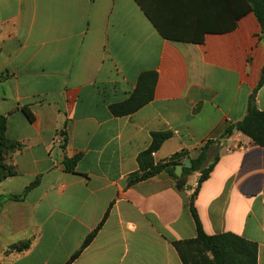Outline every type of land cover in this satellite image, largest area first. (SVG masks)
I'll list each match as a JSON object with an SVG mask.
<instances>
[{
    "label": "crops",
    "instance_id": "1",
    "mask_svg": "<svg viewBox=\"0 0 264 264\" xmlns=\"http://www.w3.org/2000/svg\"><path fill=\"white\" fill-rule=\"evenodd\" d=\"M260 35L248 0H0V116L20 146L0 182V264H66L95 229L70 264H182L172 243L196 237L198 173L183 191L165 173L128 183L158 132L155 166L213 142L202 229L255 243L264 264V148L226 135L259 82ZM144 72L152 100L112 115Z\"/></svg>",
    "mask_w": 264,
    "mask_h": 264
},
{
    "label": "trees",
    "instance_id": "2",
    "mask_svg": "<svg viewBox=\"0 0 264 264\" xmlns=\"http://www.w3.org/2000/svg\"><path fill=\"white\" fill-rule=\"evenodd\" d=\"M248 2L260 25V40L264 45V0H248ZM195 41L200 43L202 39L199 38ZM1 78L0 76V79ZM156 80L157 75L154 72H144L140 74L136 88L130 98L121 104L111 106L110 111L112 115L116 117L126 116L136 112L149 103L153 98ZM263 84L264 67L256 88L253 90L252 94L248 96L244 117L236 123L226 127V135L239 132L262 148H264V111H260L257 108L255 100L257 91ZM5 129L6 119L0 116V182L15 175L14 169L9 163V157L12 152L20 147L16 142L7 139L5 136ZM170 136L171 134L168 132L152 134L150 146L137 157L138 173H140V175H136L133 179H130L128 183L129 185H134L161 173H165L175 181V188L178 191H183L191 189L188 188L187 185L189 176L193 173H198V178L189 205L190 214L196 227V237L194 239L172 243L182 264H256L257 245L255 243L246 241L232 233L212 236L207 235L202 229V225L194 207V199L201 184L209 177L219 159L218 150H216L211 160L209 162L207 161V149L213 142H205L194 156L189 152L177 153L170 158V161L155 166L152 155L158 151L161 145ZM185 158H190V167L183 168L181 175L176 177L174 174L175 166L182 163ZM74 163V160H65L64 165L66 170L72 171ZM35 184L36 183H33L32 186ZM16 198L17 197H12V199ZM4 199V197L0 196V203ZM96 231L97 229L85 239L80 250L76 252L66 264H70L79 255L81 250L92 241Z\"/></svg>",
    "mask_w": 264,
    "mask_h": 264
},
{
    "label": "water",
    "instance_id": "3",
    "mask_svg": "<svg viewBox=\"0 0 264 264\" xmlns=\"http://www.w3.org/2000/svg\"><path fill=\"white\" fill-rule=\"evenodd\" d=\"M190 167V158H186L183 163L177 164L175 166L174 174L176 177H179L181 175L183 168H189Z\"/></svg>",
    "mask_w": 264,
    "mask_h": 264
}]
</instances>
